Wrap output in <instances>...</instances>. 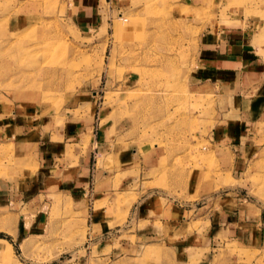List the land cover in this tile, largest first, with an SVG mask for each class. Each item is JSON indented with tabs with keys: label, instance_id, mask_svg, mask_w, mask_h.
I'll use <instances>...</instances> for the list:
<instances>
[{
	"label": "rangeland",
	"instance_id": "374dc122",
	"mask_svg": "<svg viewBox=\"0 0 264 264\" xmlns=\"http://www.w3.org/2000/svg\"><path fill=\"white\" fill-rule=\"evenodd\" d=\"M74 12L0 0V115L23 104L34 123L81 120L98 137L87 195L51 199L44 230L18 234L0 208V264H264V133L242 158L215 153L232 112L197 63L207 35L264 58V0H102L86 28ZM18 140L0 138L8 183L47 161Z\"/></svg>",
	"mask_w": 264,
	"mask_h": 264
},
{
	"label": "crops",
	"instance_id": "0c3cea01",
	"mask_svg": "<svg viewBox=\"0 0 264 264\" xmlns=\"http://www.w3.org/2000/svg\"><path fill=\"white\" fill-rule=\"evenodd\" d=\"M71 1L75 7L73 19L82 28L92 25L102 0ZM228 39L219 40L217 36L209 35L202 38L197 57L198 73L213 81L209 87H222L219 96L223 103L227 100L230 104L224 115L232 112L230 124L214 129L211 139L217 142L212 149L217 155L242 158L248 153V146L242 139L264 133V58L241 41ZM10 107H4L5 111L10 112ZM24 107L20 104L16 113L0 115V138L29 140L27 142L32 145L36 144L33 146L37 156L45 157L47 161L14 183L0 180V208L10 215H18V234L45 229V209L55 196L73 199L87 195L92 167L90 152L98 142L89 122L72 119L51 129L47 121L34 123V117L28 116ZM223 140L229 143H221ZM232 150L237 153L232 155ZM117 157L122 169L137 161L134 152Z\"/></svg>",
	"mask_w": 264,
	"mask_h": 264
},
{
	"label": "bare ground",
	"instance_id": "6f19581e",
	"mask_svg": "<svg viewBox=\"0 0 264 264\" xmlns=\"http://www.w3.org/2000/svg\"><path fill=\"white\" fill-rule=\"evenodd\" d=\"M124 18H125V17H124ZM119 19H121V18L119 17ZM122 19H123V18H122ZM123 20H126V19H123ZM117 23H118V22H117ZM115 24H116V23H115ZM134 25H135L134 22L128 24L127 26H123V25H121V24H117V26H116L117 33H118V26H120V28H122L121 32H122V34H124L125 32L130 31ZM3 242H4V243H3ZM3 247H5L6 250H7V248H8V249L11 248L10 245H9V243H6L5 241L2 240V241H0V250H2ZM8 251H9V250H8Z\"/></svg>",
	"mask_w": 264,
	"mask_h": 264
}]
</instances>
